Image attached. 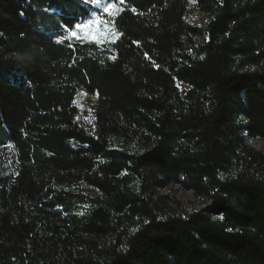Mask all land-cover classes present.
<instances>
[{"label":"trees","instance_id":"trees-1","mask_svg":"<svg viewBox=\"0 0 264 264\" xmlns=\"http://www.w3.org/2000/svg\"><path fill=\"white\" fill-rule=\"evenodd\" d=\"M120 6L102 48L57 42L81 0H0V264H264V0Z\"/></svg>","mask_w":264,"mask_h":264},{"label":"rangeland","instance_id":"rangeland-1","mask_svg":"<svg viewBox=\"0 0 264 264\" xmlns=\"http://www.w3.org/2000/svg\"><path fill=\"white\" fill-rule=\"evenodd\" d=\"M82 3L89 9V13L87 16H85L83 19H81L78 23H85L90 17L93 12H100V9L96 8L92 0H81ZM105 3L113 2L112 0H104ZM120 6V5H119ZM121 7V6H120ZM115 17V16H114ZM114 17H107L104 16L103 18L108 21L106 27L110 29L111 31L107 33V39L102 41L100 44H97V46L104 48V46H109L110 43L115 41V39L118 37V32L114 28L112 22ZM186 19L191 22L193 25L197 26L199 28V33L196 35V40L199 43H204L207 40V36L205 33V24L207 22V14L204 12H195L190 11ZM64 35H61L59 38H66L67 39V32L63 29ZM72 43L74 42H88L92 41L90 39L83 38V35L80 39H71ZM95 43V42H94ZM105 55V54H104ZM2 77L4 78H13L15 76V72H1ZM82 95H78L76 99V103L79 107V118L85 125H89L91 122L93 109L96 104L95 96L89 94L87 91L82 90ZM248 144L253 146L256 149L261 150L264 152V140L257 139V138H248ZM11 155V154H10ZM12 160H8L4 164H0V186L2 183V180L9 175V173L12 170ZM58 187L63 188L67 191H72L74 193L83 194L86 197H90L94 195L93 190H91L88 187L82 186L78 183H65L61 184ZM159 191L162 194H166L170 197H173L175 199H178L184 203L185 206L191 207L194 209H201L204 206L208 204V201L205 198H198L193 195L192 191L183 188L180 183L175 182H169L165 187L159 188ZM79 204L77 205L76 209L79 212H83L88 207L87 201H79Z\"/></svg>","mask_w":264,"mask_h":264},{"label":"snow or ice","instance_id":"snow-or-ice-1","mask_svg":"<svg viewBox=\"0 0 264 264\" xmlns=\"http://www.w3.org/2000/svg\"><path fill=\"white\" fill-rule=\"evenodd\" d=\"M95 7L100 9V12H93L91 17L85 23H77L73 27L69 28L68 25H64V30L67 32V39H80L83 38L93 40L95 43L100 44L107 39V33L111 30L106 27L108 21L104 19V16L114 17L116 14L122 11L119 5H123L126 0H113V2L105 3L104 0H92ZM132 11H136L135 8ZM64 38L57 42H62Z\"/></svg>","mask_w":264,"mask_h":264},{"label":"bare ground","instance_id":"bare-ground-1","mask_svg":"<svg viewBox=\"0 0 264 264\" xmlns=\"http://www.w3.org/2000/svg\"><path fill=\"white\" fill-rule=\"evenodd\" d=\"M190 21V20H189Z\"/></svg>","mask_w":264,"mask_h":264}]
</instances>
